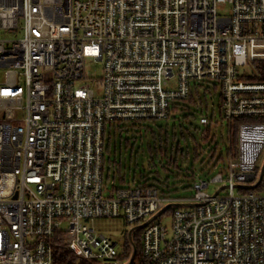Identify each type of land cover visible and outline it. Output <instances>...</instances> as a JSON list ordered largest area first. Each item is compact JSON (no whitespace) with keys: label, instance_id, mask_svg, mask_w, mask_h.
Returning <instances> with one entry per match:
<instances>
[{"label":"built area","instance_id":"built-area-1","mask_svg":"<svg viewBox=\"0 0 264 264\" xmlns=\"http://www.w3.org/2000/svg\"><path fill=\"white\" fill-rule=\"evenodd\" d=\"M2 32L0 264H52L58 233L95 264H264V196L239 187L264 150V79L244 80L264 61V0H0ZM191 82L219 85L228 128L244 120L225 174L188 197L104 187L107 128L169 119ZM107 218L151 220L131 261L87 226Z\"/></svg>","mask_w":264,"mask_h":264},{"label":"rangeland","instance_id":"rangeland-1","mask_svg":"<svg viewBox=\"0 0 264 264\" xmlns=\"http://www.w3.org/2000/svg\"><path fill=\"white\" fill-rule=\"evenodd\" d=\"M217 11L218 13L226 14V7L218 8ZM0 36L4 38H10L12 35L7 32H2ZM16 37L19 38L20 35H17ZM87 72L89 75H91V78H97L101 76V63L97 62L95 64H91L88 67ZM2 73V70H0V80L2 79ZM192 84L193 83L191 82V86ZM169 86H173V81H170ZM206 104L207 109H205V112L207 116L214 112L216 114L215 120H219L220 118L217 115L216 107H214V102H209V100L207 99ZM203 105L204 104H202V106ZM173 106L175 108L176 104ZM175 110L176 109H174L171 113V119H168L165 123L162 124H153L149 121L123 122L118 125L116 124L115 127L119 126L120 130L119 132L117 130L115 133L112 132V130H115L114 127L107 128L108 124L106 125L107 130L105 133L106 145L104 149L103 170L104 187L112 189L144 185L146 187L155 188L160 193L163 192L166 195L173 194L188 197L194 193V191L191 189V185L196 177L203 178L204 180L210 182V180L216 174H225L228 159L232 157H227L226 151L229 139L227 123L221 121V127L220 125H218L217 128L214 130L216 132L215 139L218 142L216 154L213 156L211 152L209 154H207V152L203 155L201 162L198 160L193 162L192 158L189 155L188 158L175 157L173 149L175 146H177V143L179 144V146H184L183 149L187 145L191 146L192 138L195 139L197 144L201 145L199 131L200 126L198 125V119L200 117L199 107L185 103L180 109V111ZM187 114L193 115V119L187 121L186 117L191 118V116H188ZM182 116L184 121H181ZM205 120L207 121V119ZM159 125H162L164 129H162V139L166 141V147L164 144H162L161 146V144L154 143V139L156 140V142H158V136L160 133L158 129ZM122 129H131V131L129 133H124ZM146 129L150 130L151 133L146 134ZM202 134L203 138H205L206 133L203 132ZM114 136H117V138L115 140H112ZM140 136H142V141L138 140L135 143L134 141H132L133 137L137 138ZM110 137L112 141L109 145L111 148V155L109 156L105 150L108 147L107 141ZM119 137L123 140L122 143H120ZM126 138L128 141L132 142L130 143V145L128 144L125 147L124 140H126ZM114 146H116L117 148L115 154H113ZM148 146L150 148H147ZM202 146L206 151L209 150L206 144H202ZM219 154L222 156L223 160H219L215 169L212 171L211 169L214 165L215 159L218 157ZM125 157L128 161L130 160V162L126 163ZM108 158H111V162L115 161L121 166L117 172H114L115 174L113 173L111 167H109ZM263 160L264 150L262 151L260 159L256 165L259 169L261 168ZM173 162H177V164L180 166L179 170H177V168H174ZM224 165L226 167L224 170H222ZM259 169L255 171L256 177L253 180L249 181L247 184L240 185L239 187L250 189L248 186H253L257 182L259 176ZM118 175L120 178H118ZM187 175L189 177H187ZM222 185V183H209L208 188L205 191L210 195L215 193L217 190L219 192L221 191V194H226V191L222 189ZM253 192L264 196V179L259 183V188L253 190ZM166 207L168 208L162 213L165 212L164 215H169V210L171 208L170 206ZM162 223L168 226L169 219H162ZM87 226L95 230L96 233L111 238L117 244L118 250L121 253H124V255L128 258L129 261H131L139 251L140 244L138 234L145 227H139L141 226L139 225L129 228L120 218L95 219L93 221L88 222ZM130 230L132 231L130 233V239H128V232ZM134 237L138 240L137 250L133 244ZM79 259L80 258H78V260ZM124 260L125 259L122 258L121 262H124Z\"/></svg>","mask_w":264,"mask_h":264},{"label":"trees","instance_id":"trees-1","mask_svg":"<svg viewBox=\"0 0 264 264\" xmlns=\"http://www.w3.org/2000/svg\"><path fill=\"white\" fill-rule=\"evenodd\" d=\"M249 64L253 68L254 72L252 73V75L246 76L244 78V80L251 82V83L261 82L264 79V61H252ZM207 99L209 100V102L210 101L214 102V107H216L217 115L220 118L219 120H215L216 114L214 112H212L209 116H207V114L205 112V109H207V104H206ZM221 101H222V99H221V93H220L219 85L217 83L203 82L200 84H195V83L192 84V86L189 90L188 96L184 100H181L182 105H181L180 101H178L176 103V107L173 108V110L176 109L175 111H180V109L183 107V105L185 103L199 107L200 117L198 119V125L200 126L199 131H200L201 145L197 144L194 138L191 139V142H192L191 146L187 145L184 149H183L184 146L183 147L179 146V144L177 143V146H175L173 149V151L175 153L174 154L175 157H177V158H180V157L181 158L182 157L188 158V155H189L192 158L193 162H195L197 160L201 162L203 155L206 154L207 152H208L207 154H209L211 152V154L213 156L216 154L218 142L215 139L216 138V132L214 130L217 128L218 125H220V127H221V124L223 121L225 122V120L223 119V116H222V111H221ZM202 104H204V105L202 106ZM187 115L191 116V118L186 117L187 121L193 119V115H190V114H187ZM201 118L207 119L208 122L206 125L203 126L202 124L199 123V120ZM169 119H171V118H169ZM181 119H182L181 121H184L183 116ZM167 120H164V121L149 120V122H151L153 124H162V123H165ZM243 121H244L243 119L236 120L229 128L227 127L228 136H229L228 147H226L227 157L228 156H232L233 158L236 157V154H237V149H236V146H237V129H238L239 124L242 123ZM114 129L115 130H112L113 133H115L117 130L119 132V130H120L119 126L114 127ZM158 129L160 131L159 136H158V142H156V140L154 139V143L161 144V146H162V144H164L166 147V143H165L166 141H164L162 139V137H163L162 125H159ZM122 131L124 133H129L131 131V129H122ZM203 132L206 133L205 138H203V134H202ZM145 133L150 134L151 131L146 129ZM164 136H165V132H164ZM116 138H117V136H114V138L112 140H115ZM119 139H120V143H122L123 140L120 137H119ZM112 140H111V137L108 139V141H107L108 147L105 150L109 156L111 155V148L109 145H110V142ZM138 140L142 141V136L137 137V138L133 137L132 141H134V143H135ZM124 141H125V143H124L125 147L128 144L130 145V143L132 142V141L131 142L128 141L127 138ZM104 144L106 145V138H105ZM202 144H206L207 147L209 148V150L206 151L203 148ZM211 144H212V147H211ZM147 148H150V147L148 146ZM116 149H117L116 146H114V153L113 154H115ZM110 159L111 158H108L109 167H111V169L113 170V173L117 172L118 169H120V167H121L120 164H117L115 161L111 162ZM125 159H126V163L130 162V160L128 161L126 157H125ZM219 160H223L222 156L220 154L215 159L214 165L211 169L212 171L215 169ZM168 162H170V161H168ZM173 166H174V168H177V170H179V168H180V166L177 164V162H173ZM225 167L226 166L224 165L222 170H224ZM258 169H259L258 166H256L255 171ZM103 170H104V152H103ZM102 175H103V172H102ZM187 177H189V176L187 175ZM118 178H120L119 175H118ZM257 188H259V184L254 188H250V189L242 188V190H243V192H249V191H253ZM60 236H61V234L58 233L51 240L52 264H94L91 261L80 260V259L78 260V258H76L69 250H67L64 247V245L62 244V238ZM133 244L137 250L138 249V240L135 239V237L133 238Z\"/></svg>","mask_w":264,"mask_h":264},{"label":"water","instance_id":"water-1","mask_svg":"<svg viewBox=\"0 0 264 264\" xmlns=\"http://www.w3.org/2000/svg\"><path fill=\"white\" fill-rule=\"evenodd\" d=\"M264 179V160H263V163L261 165V168L259 169V176H258V179H257V182L253 185V186H248L249 188H253L255 186H257L262 180ZM168 207L164 208L163 210H161L160 212H158L152 219H154L156 216L160 215L163 211H165ZM150 221V220H149ZM148 221V222H149ZM148 222L142 224L141 226L139 227H143L145 226ZM132 230H130L128 232V239H130V233H131Z\"/></svg>","mask_w":264,"mask_h":264},{"label":"crops","instance_id":"crops-1","mask_svg":"<svg viewBox=\"0 0 264 264\" xmlns=\"http://www.w3.org/2000/svg\"><path fill=\"white\" fill-rule=\"evenodd\" d=\"M104 149H105V145H104ZM231 158H233V157H231Z\"/></svg>","mask_w":264,"mask_h":264}]
</instances>
